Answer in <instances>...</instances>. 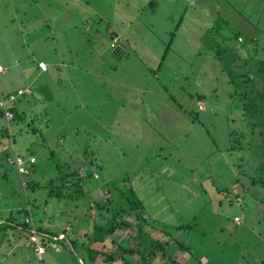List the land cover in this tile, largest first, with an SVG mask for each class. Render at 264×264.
Segmentation results:
<instances>
[{
    "label": "rangeland",
    "instance_id": "1",
    "mask_svg": "<svg viewBox=\"0 0 264 264\" xmlns=\"http://www.w3.org/2000/svg\"><path fill=\"white\" fill-rule=\"evenodd\" d=\"M189 1L0 0V64L5 67L0 98L26 87L15 103L18 119L6 121L0 108V217L30 200L28 225L41 224L58 235L45 240L40 261L29 231L4 222L0 264H78V257L92 264L93 250L87 247L97 250L94 264H121L103 258L109 237L104 246L86 237L84 246V240L72 244L68 235L74 237V230L93 234L98 219L93 200L110 190L112 209L121 208L120 190L129 187L143 203V237L159 238L161 225L170 232L192 223L189 232L173 234L190 253L177 251L174 242L168 248L180 261L184 256L198 264L197 255L200 264H231L222 255L228 259V253L249 248L246 242L254 256H264V186L248 183L264 174L251 160L236 165L247 151L224 150L247 144L254 150L251 121L242 112V93L252 84L228 82V69L239 81L236 75L246 67L233 65L231 55L238 54L234 62L264 60V0H191L188 6ZM116 47L123 49L122 56L114 53ZM40 60L47 71L38 68ZM258 81L255 74L253 82ZM198 101L204 103L201 111ZM168 107L170 142L163 144L158 127L144 118ZM139 129L147 145L141 151ZM158 144L170 158L158 155ZM213 148L220 151L209 154ZM16 154L36 159L30 174L9 165ZM55 176L52 186L65 189L48 197L49 179ZM78 178L85 192L75 198L71 183ZM24 179L35 185L27 188ZM236 191L242 193L244 210L234 201ZM242 215L248 220L237 227L243 222L235 216ZM126 232L123 227L111 237L123 243Z\"/></svg>",
    "mask_w": 264,
    "mask_h": 264
},
{
    "label": "trees",
    "instance_id": "2",
    "mask_svg": "<svg viewBox=\"0 0 264 264\" xmlns=\"http://www.w3.org/2000/svg\"><path fill=\"white\" fill-rule=\"evenodd\" d=\"M191 2L192 1L190 0L188 6L190 5ZM180 19L181 17L179 18V21H177L176 23L177 26L179 25ZM236 38H240L242 40L240 35H237ZM171 41H172V38H170V42ZM167 50H168V47L165 49V52L162 55V60H164ZM119 52L120 50L114 51L115 54ZM123 53L124 51L123 52L121 51V53H119L117 56L120 57L123 55ZM237 55L236 54L231 55V58H230L231 63H234L235 57ZM241 64L242 66L244 65L246 69L243 72H239L236 75L239 81H235L236 79H234L231 76L232 68L228 69V77H229V81L232 82L233 84L234 83L237 84V82L241 84H247L250 82L252 84L251 87L246 86L245 88L246 91L242 93L243 94L242 95L243 96L242 112L244 115L243 118L249 119L251 121L252 130L249 131L250 136H251L249 141H252V145H254L253 146L254 150H251L252 146H250L249 144H247L246 148L241 145L238 148L237 146L233 147L231 145L229 147H226L224 150H228L229 152L230 151L233 152V150H237V149L241 151L242 150L247 151L245 152L246 153L245 155L243 153H241L243 155L240 154L241 156L238 158L239 162L237 161L236 163H238V165L242 167L241 163L245 164L246 161L251 160L253 162L254 170L256 171L259 170L262 174H264V60L251 61V62L248 60L247 61L244 60L240 64L234 63L233 65L238 67ZM46 69H47V65H46ZM46 69L43 71H46ZM255 74H258L260 78V81L256 83L253 82L255 80ZM15 107L16 106L12 107L13 117L11 120H9L11 122L19 118V113H17V111L15 110ZM188 112L190 114V111ZM139 131L140 129L136 133H138ZM232 134H235V133L229 131V135H232ZM243 135L244 133L241 132L240 137ZM32 171L33 169L32 167H30L28 174H30V172ZM66 174L72 175L74 173H66ZM3 176L6 177L7 174L4 173ZM53 179L55 180L59 178L55 176L49 179L50 188L48 189V197L60 196L61 190L64 187L63 184L61 186H57V188L52 186L54 183ZM72 179H67V181H71ZM25 181H27V188L33 187L35 185V181H31V180H25ZM74 183L76 185H75L73 193L76 198L77 195H83L84 194L83 192L85 191L83 190L84 184L82 185L81 179L78 178L77 180L72 181L71 186ZM248 183L250 186H253V187L255 185H260L263 187L264 186V175L260 177H252ZM219 191H222V189ZM103 195H104L103 198L98 199V200H93L92 202L93 204H90L92 209L96 211V214L98 215V217L97 216L96 217L98 219L94 221L96 224L93 226V229L91 232L93 234L89 236L88 235L84 236V234L81 235V241L87 237L88 238L87 242L89 241L92 243L94 241H98L102 244V246H104V237H109L111 241L110 249L101 251V253L103 254V258L105 261H107V263H113V262L117 263L121 261L120 262L121 264H189L187 262L188 260L187 257H184L183 255H182L183 261H180L176 257V251L174 250L176 249L177 251H180V252L186 251L190 253V249H189L190 246H186L183 242L179 241L175 236H173V234L178 230L188 231L189 228L192 226V223L178 224L177 226L172 227L173 231L171 230L170 232L165 230L164 225H161V227L159 228V231L162 233V235L165 236V238H162L161 237L162 235L159 238H154L149 233L147 234V236L143 237L142 232H144L145 226L139 221L140 217L144 218L142 214L140 215V209L142 208L143 203L137 197L136 191L132 187L121 189L120 196L125 199V201L124 199L122 200L123 201L122 203L125 204V206L123 205L121 208H119L118 206V207H115L114 209H112L113 199L110 196V190H102V196ZM241 195L242 193L240 194L239 191H236V194L234 195V201H236V203H238L240 207L242 205L243 206L242 208L244 210L245 207L243 205V201H242L243 199ZM245 195H247V193ZM117 200L118 199H116L115 201ZM232 200H233L232 198H229L228 202L231 203ZM247 200H248V203H247ZM247 200H245L246 206L249 205L250 207L252 203V196H251V199L250 197H247ZM260 200L264 201V196L260 198ZM22 203L23 202L18 203L19 205L17 204L16 206L17 209L10 210L8 216H4L3 218L0 217V229L3 228L2 224L4 222H5V227L22 228L24 230L27 229L29 231V238L32 234H35L37 236V241L42 246L45 244V240L47 241L48 239L53 240L54 237L58 236L54 233H51L49 229L46 230L45 226L41 224L36 225V226L28 225V223L32 221L29 213H30V210L33 209V206L32 205L29 206L31 204L30 200H28L26 204L28 205V207L25 204L22 205ZM262 211H264V205L262 207ZM21 213H23L24 215L23 219H20L18 216ZM235 217H242L241 219L242 222L246 219L244 215L235 216ZM155 222L156 221H153V224L151 226H154V224H156ZM248 223L250 224V221H248L247 224ZM148 224H151V223L148 222ZM235 224L237 227H242L244 222L235 223ZM123 227L127 228L128 232H126V236H124L123 238V243L122 242L120 243L121 240L116 241L111 237V235L113 234L114 231L120 228H123ZM133 230H135L136 232L134 233ZM74 233H75V230H74ZM74 240L73 239L71 240L72 244ZM87 242H85L84 240L83 242L84 246H86ZM172 242H174L177 246L175 249L168 250ZM248 243L250 242H246V245H248L249 248H247V246H244L246 248H244L243 251H241L240 249L238 251L234 250L231 255L230 253L227 254L229 255L228 259H225L223 255H222V259H224L225 261L231 262V264H234L235 261H237L236 262L237 264H264V256L261 257V254L260 256H257V255L254 256L252 254V250H254L253 249L254 247L252 248ZM236 245L234 244V247ZM87 248L89 250H93L90 256L93 257L92 261H94L95 254H98V253H95L97 252V250L92 249L90 247H87ZM235 249L237 250L236 247ZM246 249H249V250L245 252ZM44 252H45V247H44ZM223 252L225 251L223 250ZM78 258L81 259L80 257ZM195 258L197 259L198 264H200L199 263L200 257L196 255ZM81 260L84 262L83 264H86L85 260L83 259ZM40 261H42V257ZM78 264H82V263L79 262L78 260ZM92 264L94 263L92 262ZM207 264H209V262Z\"/></svg>",
    "mask_w": 264,
    "mask_h": 264
},
{
    "label": "built area",
    "instance_id": "3",
    "mask_svg": "<svg viewBox=\"0 0 264 264\" xmlns=\"http://www.w3.org/2000/svg\"><path fill=\"white\" fill-rule=\"evenodd\" d=\"M38 66L42 70L46 69V64L43 61H39ZM4 71H5V67L0 64V73ZM25 92H26L25 89H18L15 93L10 92L3 95L0 98V108L3 112L6 121L12 119L13 117L12 107L16 103L18 96ZM197 106L199 109H202L203 107V105L199 102ZM8 161H9V165L11 166L13 165L16 167L18 173L28 174L29 167L36 161V159L33 156L24 157L21 154H16L13 158H9ZM30 240L31 242L34 243L35 254L37 256V259L40 260L42 257L41 255L44 253V247L37 241V236L35 234H32L30 236Z\"/></svg>",
    "mask_w": 264,
    "mask_h": 264
},
{
    "label": "crops",
    "instance_id": "4",
    "mask_svg": "<svg viewBox=\"0 0 264 264\" xmlns=\"http://www.w3.org/2000/svg\"><path fill=\"white\" fill-rule=\"evenodd\" d=\"M190 5H192V2L190 3ZM189 5V6H190ZM238 39V38H237ZM243 40H241V42H242ZM117 49H116V51L117 50H120V52L119 53H121V51L123 52V49H121L120 47H116ZM115 51V50H114ZM40 61H43V60H40ZM234 63H242V62H234ZM46 64V63H45ZM2 65V64H1ZM37 66H38V63H37ZM38 68H39V66H38ZM41 70V69H40ZM41 71H43V70H41ZM46 71H47V69H46ZM228 82H230L229 80H228ZM24 88H26V87H18V89H24ZM17 89V90H18ZM16 90V91H17ZM24 94V93H23ZM200 96V95H199ZM163 100H164V98H163ZM162 100V101H163ZM199 102V101H198ZM198 102H196V106H197V103ZM200 102H202V101H200ZM202 105H203V107H202V109H199L198 108V106H197V109L198 110H203L204 109V103L202 102L201 103ZM165 107H166V105L164 106V109H165ZM164 109H163V111H161L160 113H159V115L158 116H156V117H145L144 119H146L147 121H150L151 122V124L152 125H156L157 127H158V130H156V132H157V135H160V136H162V138H163V144H165V143H167V142H170V108L168 107L167 109H166V111H164ZM186 112H188L189 110L186 108V110H185ZM189 114V113H188ZM190 115V114H189ZM229 118V117H228ZM160 119H163V121L166 123L167 122V126L166 127H164L162 124H161V121H160ZM143 120V119H142ZM149 133L151 134V135H153L154 133L152 132V130H149ZM136 136H138L139 138H138V140H139V142H136V145L138 146V149H139V151H141V149L142 150H144L145 149V147L144 146H147V145H145L146 144V140H145V138H144V134L143 133H141L140 134V131L138 132V133H136ZM163 144L162 145H157V147H156V151H157V153H158V155L159 156H161L162 158H164V159H168V158H170V152H166V151H163V148H164V146H163ZM218 151H220V149L219 148H213V151L211 150V152L209 153V154H211V153H215V152H218ZM229 162V161H228ZM230 163V162H229ZM236 165L238 166V163H236ZM81 232V231H80ZM78 235V236H77ZM81 235H83L82 234V232H81V234H78V232L76 233H74V237H72V235H68L69 236V238L70 239H75V240H78V241H80L81 242ZM77 236V237H76ZM85 236V235H84ZM84 238V237H83ZM74 240V241H75ZM73 241V242H74ZM91 241V240H90ZM19 242H20V240H19ZM29 242L31 243V241H30V238H29ZM95 242H98V241H94V242H92V243H95ZM76 243V242H75ZM32 244V243H31ZM33 246V251H34V255H35V250H34V245H32ZM45 253V252H44ZM3 256H4V254H3ZM88 256H89V258H90V261H92V258L93 257H91L90 256V254H88ZM35 257H36V255H35ZM79 261L83 264L84 262L81 260V259H79ZM94 261H95V258H94ZM94 261H93V263H94ZM23 263V262H22ZM22 263H18V264H22ZM88 264V263H87Z\"/></svg>",
    "mask_w": 264,
    "mask_h": 264
},
{
    "label": "clouds",
    "instance_id": "5",
    "mask_svg": "<svg viewBox=\"0 0 264 264\" xmlns=\"http://www.w3.org/2000/svg\"><path fill=\"white\" fill-rule=\"evenodd\" d=\"M10 93V92H9ZM17 102V101H16ZM13 106H15V104L13 105ZM2 111V110H1ZM3 113V112H2ZM4 116V115H3ZM31 241V240H30Z\"/></svg>",
    "mask_w": 264,
    "mask_h": 264
},
{
    "label": "water",
    "instance_id": "6",
    "mask_svg": "<svg viewBox=\"0 0 264 264\" xmlns=\"http://www.w3.org/2000/svg\"><path fill=\"white\" fill-rule=\"evenodd\" d=\"M116 51V50H115Z\"/></svg>",
    "mask_w": 264,
    "mask_h": 264
}]
</instances>
